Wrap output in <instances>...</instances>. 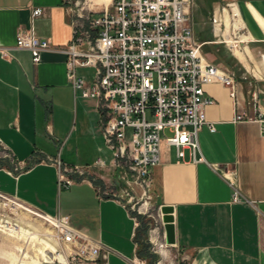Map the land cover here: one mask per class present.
Segmentation results:
<instances>
[{"label":"crops","instance_id":"1","mask_svg":"<svg viewBox=\"0 0 264 264\" xmlns=\"http://www.w3.org/2000/svg\"><path fill=\"white\" fill-rule=\"evenodd\" d=\"M193 3L194 20L198 2ZM37 6L43 12L32 18V8ZM222 6L228 12L221 11ZM201 10L212 32L211 38H198L195 33L203 42L204 56L208 59V44L215 45V51L225 46V57L220 52L218 59L212 56L210 60L239 73L238 96L251 113L249 100L253 91L258 92V110L264 115V76L252 75L264 73V0H208V9ZM215 12L223 16V30L228 28L233 35L242 30L248 35L238 41L257 43L234 45L236 40L222 30L218 32L231 42L219 43L212 26ZM239 16L241 28L238 22L233 24ZM32 26L52 43L39 61H34L30 50L16 46L17 33ZM72 36L67 0H0V48L6 49L0 54V140L16 161L25 164L21 172L10 173V164L4 163L0 191L42 212L68 216L74 226L103 243L101 264H135L140 254V224L130 208L88 183L69 189L58 185L56 158L89 164L107 153L98 100L74 88L67 73L68 55L58 49ZM258 49L263 52L261 60ZM235 62L238 66L232 65ZM252 63L256 73L251 74ZM205 88L215 99L207 106V117L216 130L204 125L199 131L197 159L203 160H193L189 149L180 159L175 147L163 140L161 162L153 168L151 201L155 207L173 206L174 245L184 252L187 264H264L261 123L234 120V99L223 82L209 81ZM235 191L239 200H234Z\"/></svg>","mask_w":264,"mask_h":264},{"label":"built area","instance_id":"2","mask_svg":"<svg viewBox=\"0 0 264 264\" xmlns=\"http://www.w3.org/2000/svg\"><path fill=\"white\" fill-rule=\"evenodd\" d=\"M67 1L73 36L58 49L68 55L67 73L74 88L98 100L107 153L89 164H70L56 158L61 189L88 183L98 193L130 208L139 225L138 216L154 207L153 168L161 162L162 141L174 146L180 159L189 149L193 160H203L197 159L199 131L204 125L216 130L207 117V106L215 100L205 88L209 81L218 80L229 87L235 121H259L264 133L258 92L253 91L249 100L251 113L238 96L239 73L204 56L191 13L194 0H86L84 6L79 0ZM225 8L222 6L221 11ZM42 12V7H33L32 18ZM222 22V14L215 12L212 26L219 38L216 40L228 42L218 32L223 29ZM16 46L30 50L34 61H39L42 51L52 43L37 35L32 26L17 33ZM5 53L6 49L0 48V54ZM80 68L91 71L82 73ZM263 74L253 76L262 78ZM6 161L10 173L21 172L25 165L16 161L0 140V168H6ZM239 199L235 191L234 200ZM2 200L20 205L43 220L47 238L58 253L53 262L43 263L101 264L105 258L103 243L74 226L68 216L42 212L0 191ZM144 263L138 256L135 264Z\"/></svg>","mask_w":264,"mask_h":264},{"label":"rangeland","instance_id":"3","mask_svg":"<svg viewBox=\"0 0 264 264\" xmlns=\"http://www.w3.org/2000/svg\"><path fill=\"white\" fill-rule=\"evenodd\" d=\"M85 1L86 0H79L80 6L87 5V2ZM94 1H98V0H94ZM197 2H198V8L196 9V12L194 13L195 33L198 38L199 37L200 38H207V37L211 38L212 37L211 27L210 25H208V23L203 22L204 16L202 17V14H201L202 7H205L206 9H208V0H197ZM199 4H201V7H199ZM232 6H233L232 9L235 12L237 7L234 5ZM226 11L228 12L227 8H225V12ZM227 19H228L227 21V24H228L229 18H226V20ZM194 20H193V23H194ZM236 22L240 24L239 28H241L242 17L239 16L235 18L233 24H235ZM222 31L223 32L227 31L228 34L231 37H233V39L236 41L239 40V37L241 35H246V36L248 35L247 33L246 34L243 33L242 30L237 32V35H233L232 33H230L228 28L225 30L222 29ZM216 39H219V38H216ZM221 39H224V38L222 37ZM219 43H227V42L224 40H219ZM238 43H257V42L256 41L248 42L246 40V41H242ZM224 48L225 46H221L220 48H217L215 51V45L208 44L205 47V52L208 54V58L214 56L215 59H218L217 56H219L221 53L223 57L226 56L227 50ZM257 54H258L257 59L261 60L262 51L260 49L257 50ZM233 61L234 60H232V62ZM237 64L238 62L237 63L235 62L232 65L238 66ZM253 68L254 69L256 68V65L254 63H252V66L250 69L251 74L252 72L256 73V71L253 70ZM80 71L90 72L91 68L80 69ZM4 163H7V161ZM159 211H160L159 206H156V207L154 206L153 208L149 210L148 214L144 216H138V220L140 221V229L138 230V235H137L139 249H140V254H138L139 258L144 260L145 262L144 264H187L188 259L184 258V252L178 249L177 247H175V245H169L166 243L165 235H164L165 227L163 225V220L160 219L159 217ZM2 215H4V217ZM0 218H3L9 221L7 223L3 222V224H10L11 222V224L17 227L16 230L12 229L11 232L8 233V230L6 231V228L2 226V223H0V253L10 255L11 257H12L11 253H14L15 255L13 254V258H15L16 260L18 259L17 264H21V263L29 264V261H31L32 258L35 260L41 261L42 264H49V263H43V262H46L45 259L41 260L42 255H43L42 253L41 254L39 253V249H41L40 248L41 244L36 243L34 240L27 239L26 235L22 233V227L27 230L34 231V229L30 225L35 226V228L38 231H41V232L45 231L47 228L43 225L42 221L39 218L35 217L34 215L29 213L25 209L17 206L16 204L12 202H7V201L4 202L3 200L0 201ZM21 221L23 222V225H21ZM18 222L20 223V229L18 228L19 225L15 224ZM152 236H154L157 241L155 242L152 241L151 240ZM160 243L163 244L164 247L160 246ZM43 245L45 244L43 243ZM52 245L54 246L53 242H52ZM45 250H48L46 245H45ZM46 260L49 262L48 259ZM0 264H7V262L3 261L0 258Z\"/></svg>","mask_w":264,"mask_h":264},{"label":"bare ground","instance_id":"4","mask_svg":"<svg viewBox=\"0 0 264 264\" xmlns=\"http://www.w3.org/2000/svg\"><path fill=\"white\" fill-rule=\"evenodd\" d=\"M99 2H102V1H106V2H108L109 0H98ZM260 21V20H259ZM243 39V38H242ZM229 42H231V41H229ZM19 207H20V205H19ZM26 211H28L29 213L31 212V211H29V210H27V209H25ZM33 215V214H32ZM159 217H160V219H162V212H159ZM8 221V220H7ZM42 221V223H43V220H41ZM3 222H4V219H3V221L2 222H0V223H2V226L3 227H5L6 228V231L8 230V233L9 232H11V230L12 229H17V227H15L13 224H11V222H10V224H3ZM9 222V221H8ZM15 224H17V225H19V229H20V223L18 222V223H15ZM21 225H23V222L21 221ZM28 225H30V224H28ZM33 229H34V231H30V230H27V229H25V228H23L22 227V233L23 234H25L26 235V238L27 239H29V240H34L36 243H38V244H41V249H39V253L41 254H43L42 255V259L41 260H43V259H45V261L46 262H48L46 259H48L49 260V263L50 262H53L56 258H58V253L57 252H55V247L52 245V242L51 241H48L49 239L47 238V232H48V229H46L45 231H38L36 228H35V226H32V225H30ZM24 230V231H23ZM36 231V232H35ZM38 232V233H37ZM43 238H42V237ZM45 238H46V240H45ZM151 240L152 241H157L156 240V238L154 237V236H152L151 237ZM161 240V239H160ZM28 241V240H27ZM160 242V241H159ZM158 242V243H159ZM43 243L46 245V247L48 248V250H45V245H43ZM160 246H163L164 247V245L163 244H161L160 243ZM167 246V245H166ZM19 249V248H18ZM162 250V249H161ZM3 252V251H2ZM162 252V251H161ZM12 254V257L10 256V255H7V254H4V253H0V258L3 260V261H5V262H7V264H9V263H11V264H17L18 263V259L16 260L15 258H13V254L14 253H11ZM15 255V254H14ZM22 261V260H21ZM22 264V263H21ZM29 264H42V262L41 261H38V260H35V259H31V261H29Z\"/></svg>","mask_w":264,"mask_h":264},{"label":"water","instance_id":"5","mask_svg":"<svg viewBox=\"0 0 264 264\" xmlns=\"http://www.w3.org/2000/svg\"><path fill=\"white\" fill-rule=\"evenodd\" d=\"M160 210L162 212V219L164 221L166 243L169 245H174L176 243V236H175L173 206L163 205L161 206Z\"/></svg>","mask_w":264,"mask_h":264}]
</instances>
